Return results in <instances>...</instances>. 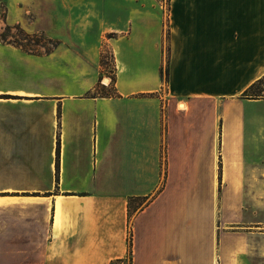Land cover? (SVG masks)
Here are the masks:
<instances>
[{"label":"crops","instance_id":"crops-1","mask_svg":"<svg viewBox=\"0 0 264 264\" xmlns=\"http://www.w3.org/2000/svg\"><path fill=\"white\" fill-rule=\"evenodd\" d=\"M124 9L104 95L99 48L85 79L81 58L63 73L0 40V212L23 250L38 226L41 264L125 259L129 233L131 264H264V96L242 95L264 76V0Z\"/></svg>","mask_w":264,"mask_h":264},{"label":"rangeland","instance_id":"rangeland-1","mask_svg":"<svg viewBox=\"0 0 264 264\" xmlns=\"http://www.w3.org/2000/svg\"><path fill=\"white\" fill-rule=\"evenodd\" d=\"M139 1V0H137ZM164 1V0H163ZM134 0H0V40L42 55L49 52L60 56L63 73L72 70L80 58L84 63L81 73L85 79L95 74L93 57L99 48L98 82L95 92L104 95L111 90L102 89L113 77L114 65L110 49L103 45L107 35L127 27L134 11L124 9ZM148 4L149 0H140ZM165 24L166 11L159 12ZM8 26V29H7ZM4 39V40H3ZM22 49V48H21ZM29 51V52H31ZM22 69V65L19 67ZM165 72V69H164ZM105 77L110 79L106 80ZM18 81V80H17ZM143 201L131 202V210ZM255 226L264 221L255 220ZM30 233L24 236L30 245L23 250L22 225L0 212V264H41L38 242L41 241L36 224H30ZM255 262H264V236L254 239ZM259 248V250H257ZM119 264H130L129 256Z\"/></svg>","mask_w":264,"mask_h":264},{"label":"trees","instance_id":"trees-1","mask_svg":"<svg viewBox=\"0 0 264 264\" xmlns=\"http://www.w3.org/2000/svg\"><path fill=\"white\" fill-rule=\"evenodd\" d=\"M8 29V26H7ZM4 40V39H3ZM21 48L24 51H31V49H27L25 46L21 45ZM32 52V51H31ZM33 53V52H32ZM246 98H258L264 96V76L257 79L255 82H253L242 94ZM136 209L131 210V207L129 205V216L135 211ZM128 255L130 264H131V235L129 233L128 236ZM123 259H115L110 262V264H119L122 262Z\"/></svg>","mask_w":264,"mask_h":264},{"label":"bare ground","instance_id":"bare-ground-1","mask_svg":"<svg viewBox=\"0 0 264 264\" xmlns=\"http://www.w3.org/2000/svg\"><path fill=\"white\" fill-rule=\"evenodd\" d=\"M106 80H108V78H106Z\"/></svg>","mask_w":264,"mask_h":264}]
</instances>
